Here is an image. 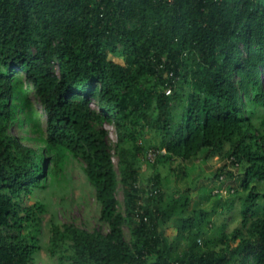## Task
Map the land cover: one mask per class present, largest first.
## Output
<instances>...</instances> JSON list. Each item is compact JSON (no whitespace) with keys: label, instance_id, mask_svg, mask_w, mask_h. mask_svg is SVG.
Returning a JSON list of instances; mask_svg holds the SVG:
<instances>
[{"label":"trees","instance_id":"16d2710c","mask_svg":"<svg viewBox=\"0 0 264 264\" xmlns=\"http://www.w3.org/2000/svg\"><path fill=\"white\" fill-rule=\"evenodd\" d=\"M19 121L41 147L11 132ZM201 155L229 162L192 205V185L168 183L205 184L172 164ZM73 158L101 226L51 223L65 264H264V0H0V264L33 262L46 206L26 199ZM226 191L241 198L230 231L211 222Z\"/></svg>","mask_w":264,"mask_h":264},{"label":"rangeland","instance_id":"374dc122","mask_svg":"<svg viewBox=\"0 0 264 264\" xmlns=\"http://www.w3.org/2000/svg\"><path fill=\"white\" fill-rule=\"evenodd\" d=\"M113 58L122 63L123 58L120 53L113 56ZM31 99L33 105L39 111V115L41 118V124L44 127V110L41 103L37 100L34 94H31ZM18 123H14L11 127V132L15 135L21 137L27 144L39 148L41 147L44 134L42 133H33L28 124L24 126L19 125ZM106 129L109 132V143L111 147L112 160L115 164L116 172L118 175V187H117V198L119 201L118 208L121 211L125 210V199L123 195L122 185L120 181V173L118 168V157L115 153L114 144L117 140L116 129L113 124L106 123ZM228 164V160H225L219 156H211L208 158H204L202 155L198 158H195L190 161H182L176 159L173 161V166L178 167L179 165L183 166L185 169L192 168V171L189 174L193 177V179H197L199 183H205L201 186H194L188 180L179 179L178 181L170 180L168 185H178L179 187H186V184H189L192 190V205H196V203L200 199V194L203 192L205 188L212 187V185H218V182H213V176L215 171L224 164V162ZM82 160L79 158H73L65 171V173L58 178L51 177L48 181L45 188H36L35 193L29 196L26 200L27 203H32L35 200H40L45 203L46 213L41 216V223L39 226V249L34 254V259L31 264H65V261H62L57 255H53L48 250L49 244V236H50V225L54 221L59 224L63 223H73L77 226L83 227L85 229L91 230L93 228H97L101 226L99 221V204L95 198L94 188L90 184V182L85 177L82 171ZM187 166V167H185ZM190 171V170H189ZM241 167L236 169V174H240L241 176ZM141 174L143 177L147 178L151 175V168L148 165L142 164L141 166ZM236 176L233 178H227V184L232 185L237 191L242 193L243 188L238 185V181ZM242 178V176H241ZM198 183V185H199ZM254 184V182H252ZM261 188L264 187V183H259L256 185ZM216 191V189H215ZM207 192V190H206ZM235 193V192H234ZM233 194V193H232ZM239 193L229 195L228 191L222 194L221 202L216 205L217 209L215 213L212 214L211 222L214 225V228H219L223 224H225V230L230 231L234 227L240 224L241 213V198L239 197ZM228 198V199H227ZM227 199V200H226ZM215 202L210 199V201L201 200L199 206H202L206 209L213 207ZM224 206V208H222ZM105 231L107 227L102 225ZM125 234L128 238L129 229L125 226ZM167 233L169 236H174L175 229L172 227L167 229Z\"/></svg>","mask_w":264,"mask_h":264},{"label":"built area","instance_id":"2783aa9c","mask_svg":"<svg viewBox=\"0 0 264 264\" xmlns=\"http://www.w3.org/2000/svg\"><path fill=\"white\" fill-rule=\"evenodd\" d=\"M172 85H170V86H168L167 88H166V93L167 94H170L171 92H172ZM156 150H153V149H149L148 151H147V156L150 158V159H153L154 158V156H155V154H156Z\"/></svg>","mask_w":264,"mask_h":264},{"label":"clouds","instance_id":"9594fccd","mask_svg":"<svg viewBox=\"0 0 264 264\" xmlns=\"http://www.w3.org/2000/svg\"><path fill=\"white\" fill-rule=\"evenodd\" d=\"M164 152H165V149H161V150H160V153H164Z\"/></svg>","mask_w":264,"mask_h":264}]
</instances>
